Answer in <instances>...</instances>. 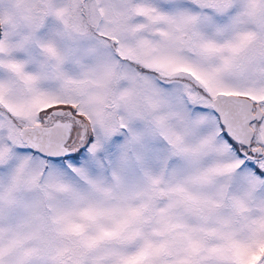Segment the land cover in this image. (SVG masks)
I'll list each match as a JSON object with an SVG mask.
<instances>
[{"label": "snow or ice", "instance_id": "1", "mask_svg": "<svg viewBox=\"0 0 264 264\" xmlns=\"http://www.w3.org/2000/svg\"><path fill=\"white\" fill-rule=\"evenodd\" d=\"M0 264H264V0H0Z\"/></svg>", "mask_w": 264, "mask_h": 264}]
</instances>
